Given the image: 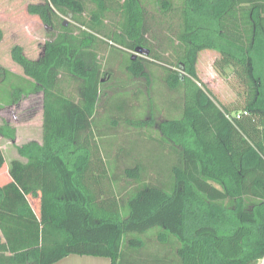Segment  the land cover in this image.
Segmentation results:
<instances>
[{
  "label": "trees",
  "instance_id": "trees-1",
  "mask_svg": "<svg viewBox=\"0 0 264 264\" xmlns=\"http://www.w3.org/2000/svg\"><path fill=\"white\" fill-rule=\"evenodd\" d=\"M27 8L46 28L41 58L32 62L19 47L13 56L33 79L0 66V108L42 93L41 143L15 145L20 158L8 166L0 148V244L12 263L76 254L109 264H259L264 0ZM137 48L147 54L133 56ZM203 50L216 53L233 102L200 84ZM119 128L129 130L121 149L112 142ZM15 136L3 121L0 137Z\"/></svg>",
  "mask_w": 264,
  "mask_h": 264
},
{
  "label": "rangeland",
  "instance_id": "rangeland-1",
  "mask_svg": "<svg viewBox=\"0 0 264 264\" xmlns=\"http://www.w3.org/2000/svg\"><path fill=\"white\" fill-rule=\"evenodd\" d=\"M42 0H0V66L26 78L33 79V74L26 70L21 61L13 56L16 47L21 49V54L32 62L39 63L43 44L46 40V28L41 23L39 17L28 12L29 4H38ZM71 14L64 16V20L71 22ZM133 56H144L142 53L130 51ZM216 53L211 50H203L198 54L196 68L200 79V84L206 88L212 96L225 104L233 102L236 94L227 80L222 77L214 68L213 61ZM229 70V69H227ZM142 86L141 84H139ZM110 92V91H109ZM111 93V92H110ZM6 121L15 126L16 137L14 141L0 138V148L5 158V165L8 166L10 160L20 158L15 145L29 142V139H41L42 132V93H36L23 97L16 105H6L0 108V124ZM119 136L114 137L112 142L121 149L127 147V142L123 139L124 134L129 130L119 128ZM147 134L154 136L152 129L144 130ZM115 136V135H114ZM128 140V139H126ZM111 143V138L108 139ZM134 143V141H131ZM130 142L128 150L132 148ZM149 150H158L152 146H146ZM139 150V147L137 148ZM162 154L159 152V157ZM165 158L163 162H165ZM159 160L153 162L158 165ZM6 172L2 175L5 180ZM71 256L78 258V264H93L90 260H96L90 255H70L55 264H65ZM14 257L8 256L0 244V264L12 263ZM108 259L105 258V262ZM109 263V261H107ZM262 264V260L259 262Z\"/></svg>",
  "mask_w": 264,
  "mask_h": 264
},
{
  "label": "crops",
  "instance_id": "crops-1",
  "mask_svg": "<svg viewBox=\"0 0 264 264\" xmlns=\"http://www.w3.org/2000/svg\"><path fill=\"white\" fill-rule=\"evenodd\" d=\"M11 125V124H10ZM13 126V125H12ZM15 127V126H14ZM17 132V131H16ZM16 137V136H15ZM0 138H3V137H0ZM6 139V138H5ZM29 140H33V141H37L39 143H41L42 141V132H41V139H29ZM25 143V142H23ZM18 145V144H17ZM20 145V144H19ZM5 179H7V175L5 176ZM73 255V254H72ZM66 257H70V255L66 256ZM64 257L62 260L60 261H63L64 259H68ZM72 258H69V260L65 263V264H78V258L75 257V256H71ZM94 258H96L97 256H93ZM108 259V258H107ZM59 261V263H61ZM91 262H93V264H109L107 261L105 262V257H97L96 260H90Z\"/></svg>",
  "mask_w": 264,
  "mask_h": 264
},
{
  "label": "water",
  "instance_id": "water-1",
  "mask_svg": "<svg viewBox=\"0 0 264 264\" xmlns=\"http://www.w3.org/2000/svg\"><path fill=\"white\" fill-rule=\"evenodd\" d=\"M69 15H70V14H69ZM63 24L66 25L67 22L64 21ZM137 52H138V53H142V54H147V50H145V49H141V48H137ZM262 264H264V259L262 260Z\"/></svg>",
  "mask_w": 264,
  "mask_h": 264
},
{
  "label": "built area",
  "instance_id": "built-area-1",
  "mask_svg": "<svg viewBox=\"0 0 264 264\" xmlns=\"http://www.w3.org/2000/svg\"><path fill=\"white\" fill-rule=\"evenodd\" d=\"M239 115H240L239 113L235 114V116H236L237 118L239 117Z\"/></svg>",
  "mask_w": 264,
  "mask_h": 264
}]
</instances>
